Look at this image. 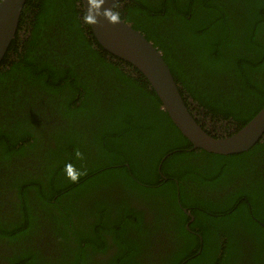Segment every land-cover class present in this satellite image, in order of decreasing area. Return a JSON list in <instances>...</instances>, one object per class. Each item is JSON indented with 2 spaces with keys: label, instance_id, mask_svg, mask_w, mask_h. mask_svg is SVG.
I'll return each mask as SVG.
<instances>
[{
  "label": "trees",
  "instance_id": "trees-1",
  "mask_svg": "<svg viewBox=\"0 0 264 264\" xmlns=\"http://www.w3.org/2000/svg\"><path fill=\"white\" fill-rule=\"evenodd\" d=\"M115 13L162 51L209 133L263 108L264 0ZM0 264H264V136L229 155L194 148L82 0H28L0 64Z\"/></svg>",
  "mask_w": 264,
  "mask_h": 264
},
{
  "label": "water",
  "instance_id": "water-1",
  "mask_svg": "<svg viewBox=\"0 0 264 264\" xmlns=\"http://www.w3.org/2000/svg\"><path fill=\"white\" fill-rule=\"evenodd\" d=\"M27 1L0 0V64L17 35ZM120 1L82 0L95 37L106 50L128 61L145 76L161 99L163 110L194 148L229 155L248 151L259 142L264 136V106L243 127L224 137L209 133L197 121L162 51L130 22L116 15L115 7ZM188 214L193 220L192 213L189 211Z\"/></svg>",
  "mask_w": 264,
  "mask_h": 264
},
{
  "label": "flooded vegetation",
  "instance_id": "flooded-vegetation-1",
  "mask_svg": "<svg viewBox=\"0 0 264 264\" xmlns=\"http://www.w3.org/2000/svg\"><path fill=\"white\" fill-rule=\"evenodd\" d=\"M145 212H146L147 218H148L149 215L155 214V212L153 210H149V209H146ZM151 261H152V258H150L149 262H151Z\"/></svg>",
  "mask_w": 264,
  "mask_h": 264
}]
</instances>
